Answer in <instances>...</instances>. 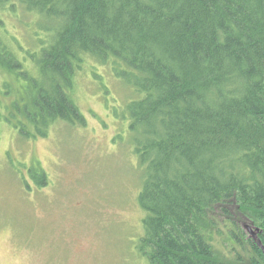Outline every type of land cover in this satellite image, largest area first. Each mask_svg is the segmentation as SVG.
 Here are the masks:
<instances>
[{"label": "trees", "instance_id": "obj_1", "mask_svg": "<svg viewBox=\"0 0 264 264\" xmlns=\"http://www.w3.org/2000/svg\"><path fill=\"white\" fill-rule=\"evenodd\" d=\"M15 2L50 23L32 56L47 83L23 112L34 136L57 119L84 124L68 89L86 56L113 62L139 96L124 109L148 264H264L241 229L258 228L264 247V0H0V11Z\"/></svg>", "mask_w": 264, "mask_h": 264}, {"label": "rangeland", "instance_id": "obj_2", "mask_svg": "<svg viewBox=\"0 0 264 264\" xmlns=\"http://www.w3.org/2000/svg\"><path fill=\"white\" fill-rule=\"evenodd\" d=\"M49 24L17 2L0 11V264H148L138 251L144 169L124 109L139 96L117 66L86 56L75 70L68 96L83 125L57 119L39 137L23 113L47 83L32 56Z\"/></svg>", "mask_w": 264, "mask_h": 264}, {"label": "water", "instance_id": "obj_3", "mask_svg": "<svg viewBox=\"0 0 264 264\" xmlns=\"http://www.w3.org/2000/svg\"><path fill=\"white\" fill-rule=\"evenodd\" d=\"M252 227H253L252 225L251 226L247 225V226H245V229L248 231V233H249L250 237L252 238V240L254 241V243L261 249V251L264 254V248L262 247L260 240L257 236L259 229L256 227H253V229H252Z\"/></svg>", "mask_w": 264, "mask_h": 264}, {"label": "bare ground", "instance_id": "obj_4", "mask_svg": "<svg viewBox=\"0 0 264 264\" xmlns=\"http://www.w3.org/2000/svg\"><path fill=\"white\" fill-rule=\"evenodd\" d=\"M263 247V246H262ZM264 248V247H263ZM263 253V252H262Z\"/></svg>", "mask_w": 264, "mask_h": 264}]
</instances>
